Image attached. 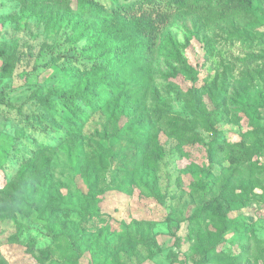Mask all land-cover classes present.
<instances>
[{"label":"rangeland","instance_id":"obj_1","mask_svg":"<svg viewBox=\"0 0 264 264\" xmlns=\"http://www.w3.org/2000/svg\"><path fill=\"white\" fill-rule=\"evenodd\" d=\"M96 1L110 12L112 0ZM108 13L67 16L80 25L96 19L102 33ZM84 43L61 21L45 24L16 0H0V50L13 54L7 75L0 55V264H264V0L250 10L176 11L152 50L128 60L122 89L108 81L100 90L105 103L79 124L71 146L52 89L77 82L71 69L83 67ZM161 109L179 124L194 122L199 142L170 137ZM242 139L250 159L227 169ZM41 146L51 176L41 208L8 207L3 189ZM25 193L44 194L39 184ZM85 206L97 214L85 215ZM220 220L241 229L217 241ZM209 246L224 255L201 261Z\"/></svg>","mask_w":264,"mask_h":264},{"label":"trees","instance_id":"obj_2","mask_svg":"<svg viewBox=\"0 0 264 264\" xmlns=\"http://www.w3.org/2000/svg\"><path fill=\"white\" fill-rule=\"evenodd\" d=\"M16 1L19 3L23 15L35 17L45 24L59 20L76 31L77 40H85L78 50L83 67L71 69L73 75L77 77V82L71 89H59V87L52 89L66 112L61 126L72 133L69 138L71 146H74L79 138V124L86 121L90 113L95 112L105 103L106 94H101L100 90L108 84V81H112L119 90L122 89L119 76L127 75L125 65L128 60L138 58V52L149 53L152 50L157 34L176 11L185 8L196 13H207L217 9L221 12L230 11L237 6L246 10L252 8V0H132L123 2L112 0L113 5L108 13L106 8L96 0ZM69 11L83 14L94 13L97 16L108 13L107 26L102 33H98L96 19L80 25L77 22H72L71 16H67ZM0 55L2 57L1 74L7 75L11 69L13 54L0 50ZM86 62L89 64L85 65ZM32 94L40 95V90H35ZM46 97H42L40 102L47 104ZM5 105L11 106L9 102H5ZM196 105L198 106L197 103ZM199 110H196L195 113H198ZM159 115H161L160 119L167 121L168 135L176 138L181 145L199 142L200 137L194 130V122L179 124L178 119L168 116L164 109L159 110ZM210 129L213 130L214 135H217L215 128ZM214 141L212 142L214 143ZM233 147L229 149L226 156L227 169L250 159L249 147L243 139L236 142ZM47 149L46 146L39 147L25 163L19 166L16 179L6 184L2 195L11 201L8 207L14 206L27 213L34 209L39 211L45 193L51 186L50 158L46 153ZM217 149L222 150L223 146L219 145ZM6 153L5 149L0 148V167L5 161ZM140 156L142 155L140 154ZM32 184H39L43 188L44 194L40 195L37 200H29V195L25 193L27 187ZM208 205L212 213L218 216L217 206L214 203H208ZM3 209L0 208V213ZM205 209H202L203 214ZM97 211V208H87L86 206L83 208L85 215L88 213L96 215ZM44 218L47 226L52 229L56 218L53 210H49ZM219 223L220 231L216 234L217 241H222L221 233L230 228L241 229L240 225L234 226L226 220H220ZM15 237L16 235L11 236V238ZM41 255L43 257V254ZM217 255H224V253L216 246H209L201 261H209Z\"/></svg>","mask_w":264,"mask_h":264}]
</instances>
